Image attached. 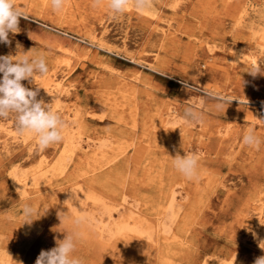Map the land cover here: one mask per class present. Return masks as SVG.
<instances>
[{"label":"rangeland","instance_id":"rangeland-1","mask_svg":"<svg viewBox=\"0 0 264 264\" xmlns=\"http://www.w3.org/2000/svg\"><path fill=\"white\" fill-rule=\"evenodd\" d=\"M15 4L28 19L9 34L10 45L0 43V55L44 57L48 73L22 84L40 87L37 99L52 103L65 128L61 142L37 151L34 134L17 133L14 115L0 118V257L35 264L41 250L74 230L79 209L99 233L108 220L103 203L109 224L124 214L117 195L128 182V200L135 196L151 220L159 217L158 198L181 192L185 226H172L174 246L164 254L161 241L158 256L147 244L119 243L124 237L115 231L91 240L81 227L74 255L83 264L251 261L264 227V75L248 71L264 60V0H151L143 11L131 0L115 18L109 0L96 7L65 0L60 11L51 0ZM50 79L62 81L58 90ZM209 93L232 101L218 108ZM188 106L201 113L200 123L183 122ZM249 129L258 149L243 143ZM98 145L116 158L103 159ZM187 153L198 156L193 179L174 166ZM26 203L44 211L31 224L24 223Z\"/></svg>","mask_w":264,"mask_h":264},{"label":"clouds","instance_id":"clouds-1","mask_svg":"<svg viewBox=\"0 0 264 264\" xmlns=\"http://www.w3.org/2000/svg\"><path fill=\"white\" fill-rule=\"evenodd\" d=\"M131 0H109L108 7L112 10L113 18L116 14L124 13ZM65 0H51L54 10L60 11L64 7ZM101 0H93V7L99 6ZM135 7L143 11L151 6V0H134ZM28 17L16 6L15 0H0V43L10 45L9 34H17L20 31V19ZM17 48L20 45L17 44ZM29 52V51H28ZM26 52L19 58L12 55H0V118L15 116L16 131L19 135L34 134L36 137V150H44L54 143L63 140V130L65 123L61 115L51 107L52 103H45L42 99H37L40 87L35 90L29 89L22 84V81L35 82L34 75H46L49 71L44 57H30ZM260 63H256L248 73L256 77L258 74L264 75V69ZM37 85V84H36ZM187 87V85H186ZM188 90L195 91L196 88L188 87ZM217 100V107H223L229 104L230 97L218 96L212 93ZM202 121V115L193 106H188L184 110L183 122L188 124H197ZM243 143L248 146L256 147L261 145V140L256 136L253 129H249L243 136ZM175 168L187 179H193L197 176L198 156L196 154H179L173 158ZM72 192V191H71ZM73 198H76L73 193ZM44 212V211H43ZM43 212L36 210L31 204L26 203L23 206L22 214L25 217L24 223L31 224L35 214L37 217ZM60 220L67 218V214L58 213ZM89 217L86 213H81L73 219L74 230L66 232L63 239L55 240V247L50 250H41L35 260V264H83L82 259L74 255L77 241L82 236L79 229L88 222ZM259 247L264 250V241H261ZM23 264V262H19ZM254 264H264V256L255 259Z\"/></svg>","mask_w":264,"mask_h":264},{"label":"bare ground","instance_id":"bare-ground-1","mask_svg":"<svg viewBox=\"0 0 264 264\" xmlns=\"http://www.w3.org/2000/svg\"><path fill=\"white\" fill-rule=\"evenodd\" d=\"M262 34H263V32H262ZM263 42H264V40H263ZM253 61H254V59H253ZM235 62H236V60H235ZM239 62H240V60H239ZM252 64H255V63L252 62ZM50 80H51L50 82L52 83V86L55 89V91L58 90V88L60 86V83L62 81L61 80L60 81L59 80H54V79H50ZM46 88L48 90L50 88V85L47 84ZM17 142H18V140H17ZM104 147H106V146L98 145L96 147L97 149L94 150L95 153H97V151H99L98 153H100L102 158L105 159V160L108 159V160L111 161V160L115 159L116 155L113 152H111L110 156H109L108 155L109 152L105 151V149H101V148H104ZM120 156H121V154H120ZM53 173H55V172H53ZM52 177H53V175H52ZM29 183L30 182H28V184ZM126 183H127L126 184L127 186L125 187V190L121 189L120 195H117V196H121V198L119 199V202L117 204V208L122 207L123 211H124V214L123 215L121 214L122 217L119 219V221L111 223V224L108 223V221H110V217H111L110 216L111 208H110V206L108 207V206L105 205V203L102 202L104 204V206H105V209H107L106 210V214H107V219L108 220L106 221V224L102 225L103 227H102V229H100V232L98 233L96 230L92 231L86 225H83L81 229H83L84 233L88 234L87 236L91 240L93 238L96 239V240L97 239L100 240L101 237H102V234L104 232L105 233L107 232L109 236L113 235L116 232V234L118 236L124 237V239H121L119 241V243H125V242L132 243V242H135L136 244H139L144 249H147V246H148L149 248H151L150 250H152L153 252L156 251V255L157 256L162 253V250L164 251V254H166L172 248V246H174V242H172V240H174L175 237H174L173 233H170L171 230H172V226L174 224L176 226V224H177L176 230L177 231H179V230L181 231L182 228L185 226V223H186V221H187V219L189 217V212H185L184 214H182V207H181L182 205L180 203L181 198L178 199V197H180L181 192H177L174 189H170V191L167 194L168 197L166 199L165 198H158L157 202H156L157 205H156V208H154V210H155V214L157 216H159V217L156 218V220H151V219H149L148 215L150 216L152 213L144 212L142 209H140L138 204H136L134 202L135 199L133 197H135V196L132 197L133 200H128L130 198H129V196H127V192L131 191V194L133 193V190H131L132 188L128 187V185H133V184L128 183V182H126ZM122 185L124 186V184H122ZM19 187H22V186H19ZM76 192L77 191H75V194H76ZM113 192H116V189L115 190L113 189ZM177 195H179V196H177ZM86 197L87 198H91L90 195H86ZM95 200H97V199H92L93 202ZM115 202H117V201H115ZM183 207L185 208V206H183ZM116 210L117 209H115V211ZM84 212H85L84 210L81 211V209H79V211L76 212V216L80 215L81 213H84ZM88 217H89V215H88ZM179 218H180V220L178 221ZM99 220H98V223L102 224V217H100ZM177 222H179V223H177ZM255 222H254V224H255ZM259 223L260 222H258L257 225L255 226V227L258 228V230L261 227V225ZM255 227L253 226V228H255ZM97 228H99V227H97ZM257 228H255V229L257 230ZM81 229H79V231L82 232ZM261 229H262L261 232L258 231L259 233L257 234V235H259L258 236L259 239H258V242L256 244L257 245L256 256L253 257L251 259V261H248V263H246V264H254L255 259L260 256V252L259 251H261L262 249L259 247V244L263 240V237H264V227L261 228ZM113 231H115V232H113ZM83 232H82V234H83ZM160 233H162L163 235L161 236ZM252 234H253V232H252ZM125 237L127 238V240L125 239ZM161 241L163 242L162 248L160 246L161 245V243H160ZM146 244H147V246H146ZM151 244H153L155 247L154 246L151 247L150 246ZM144 246H146V247H144ZM159 248H161L162 250H160ZM121 250H123V249L119 248V251H121ZM164 254H162V255L164 256ZM0 264H8V260L4 259L3 257H0Z\"/></svg>","mask_w":264,"mask_h":264}]
</instances>
